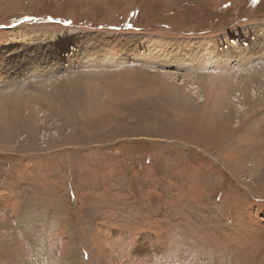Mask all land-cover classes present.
I'll return each mask as SVG.
<instances>
[{
  "label": "rangeland",
  "instance_id": "1",
  "mask_svg": "<svg viewBox=\"0 0 264 264\" xmlns=\"http://www.w3.org/2000/svg\"><path fill=\"white\" fill-rule=\"evenodd\" d=\"M0 24V59L36 36L57 61L0 62V264H264V0H0Z\"/></svg>",
  "mask_w": 264,
  "mask_h": 264
},
{
  "label": "bare ground",
  "instance_id": "2",
  "mask_svg": "<svg viewBox=\"0 0 264 264\" xmlns=\"http://www.w3.org/2000/svg\"><path fill=\"white\" fill-rule=\"evenodd\" d=\"M65 36H67V34ZM68 36H72L74 38V41L77 44V46L80 45V44H83V45L85 44V45H87L89 47L95 46L93 48V50H92V48H89L88 47V49L90 51L89 53H92V54H95V55H97V53H101V52L103 53V48L102 49H99L98 47L101 46L100 45L101 43H102V45H104V43H107L108 42V40H104L103 41L104 43H103L100 39H99L100 42H94L95 39H96L95 38L96 35L89 34V33H86V32L85 33H80V32L74 31V32H70V34ZM62 37L63 36H60V38H62ZM64 38L65 37H63V39ZM41 39L39 40V39L36 38V36H33L31 42H29L27 45L26 44L24 46L22 45L23 46V49H21V50L19 49V52L20 53H18V55H16L17 58H15V59H13V58L10 59V58H8V56H6L7 54H11V55L15 54L14 50L5 51L4 52L5 53L4 60L3 59H0L1 64L2 65H8V64H11L12 63V65H13V63H17L18 62V57H21L23 63L20 64V65H18L16 69H19L20 71L28 70V72H30L29 73L30 75H36L38 73L44 74L45 72H47V73L50 72L51 69L57 64L56 63L57 61L52 62L53 60L50 61L51 60L50 59L49 60L50 62H48V64H46V62L43 61L44 59L41 60L40 56L42 55V53H43V55H45V52H46L45 50H42L43 49V46H47L48 47V45H50L49 44V41L47 39L46 40H43L42 41L43 43L39 44V42L41 41ZM57 39L58 38H56V40ZM126 39L127 38H125V42H129L130 41V40L126 41ZM116 42H118V41L116 40ZM90 44H92V46ZM110 46H113L114 47V45H112V44ZM86 53H88V51ZM72 54H74V55L77 56V54H75L74 52ZM0 55H1V53H0ZM3 71H4V69H3ZM9 71L10 72L9 73H6V74L8 75V77L10 79L11 76H13V75H11V70L10 69H9ZM14 75H18V74L16 73ZM26 76H28V75H24V77H26Z\"/></svg>",
  "mask_w": 264,
  "mask_h": 264
},
{
  "label": "snow or ice",
  "instance_id": "3",
  "mask_svg": "<svg viewBox=\"0 0 264 264\" xmlns=\"http://www.w3.org/2000/svg\"><path fill=\"white\" fill-rule=\"evenodd\" d=\"M252 3H253V5H255L258 3V0H252ZM3 27H4V25L0 24V28H3Z\"/></svg>",
  "mask_w": 264,
  "mask_h": 264
}]
</instances>
